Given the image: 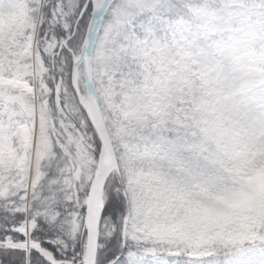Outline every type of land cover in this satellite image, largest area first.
<instances>
[{
    "label": "snow or ice",
    "instance_id": "1",
    "mask_svg": "<svg viewBox=\"0 0 264 264\" xmlns=\"http://www.w3.org/2000/svg\"><path fill=\"white\" fill-rule=\"evenodd\" d=\"M225 11L248 41L264 38V0H0V264H264L253 224L193 241L169 210L200 187L164 162L194 159L195 113L219 103L195 85L224 59L205 23ZM157 42L191 53L181 71L137 55ZM145 156L163 224L138 222L125 183ZM217 243L225 261L199 255Z\"/></svg>",
    "mask_w": 264,
    "mask_h": 264
},
{
    "label": "clouds",
    "instance_id": "2",
    "mask_svg": "<svg viewBox=\"0 0 264 264\" xmlns=\"http://www.w3.org/2000/svg\"><path fill=\"white\" fill-rule=\"evenodd\" d=\"M223 19L206 21L207 42L219 45L224 59L216 63L203 84H196L197 99L205 93H218L216 109L208 108L196 112V118L206 132H197V150L193 160L183 154H173L164 162V168L175 171L186 169L192 185L181 201L169 199L170 211L179 213L184 221L183 230L195 235V218L210 209L223 211L221 204L231 197L233 170L243 162L255 161L258 165L253 175L264 171V38L248 41L232 29L227 22V11L220 13ZM137 55L159 66L167 60L172 71L179 72L187 63L191 53L174 49L166 43L157 42L148 51L140 49ZM197 79H199L197 77ZM175 85L160 93L161 101L172 102ZM156 162L148 156L138 159L131 175L125 177L129 186L133 206L144 208L138 217L140 223L163 224L167 213L151 211L153 196L147 185L155 180L152 175ZM257 188V192H258ZM211 251L220 261H225L232 250L217 243Z\"/></svg>",
    "mask_w": 264,
    "mask_h": 264
},
{
    "label": "rangeland",
    "instance_id": "3",
    "mask_svg": "<svg viewBox=\"0 0 264 264\" xmlns=\"http://www.w3.org/2000/svg\"><path fill=\"white\" fill-rule=\"evenodd\" d=\"M257 167L255 161H245L236 170L230 189L232 195L221 204L224 210L210 209L196 217L195 235L189 233L193 241L239 234L247 224H253L257 233L264 220V171L254 176Z\"/></svg>",
    "mask_w": 264,
    "mask_h": 264
},
{
    "label": "trees",
    "instance_id": "4",
    "mask_svg": "<svg viewBox=\"0 0 264 264\" xmlns=\"http://www.w3.org/2000/svg\"><path fill=\"white\" fill-rule=\"evenodd\" d=\"M257 234H258V236L264 238V220L261 221V225L257 229ZM218 238L219 237H216L214 239H218ZM208 240L209 239H203L201 241H208ZM204 246L206 247L207 245L205 244ZM214 254L215 253L213 251H211V250H209V251H202V252L199 253V255L206 256V257H212Z\"/></svg>",
    "mask_w": 264,
    "mask_h": 264
}]
</instances>
